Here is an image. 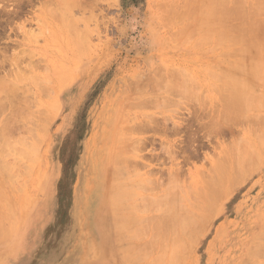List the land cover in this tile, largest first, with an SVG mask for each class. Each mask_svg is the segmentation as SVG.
Segmentation results:
<instances>
[{"label": "rangeland", "instance_id": "374dc122", "mask_svg": "<svg viewBox=\"0 0 264 264\" xmlns=\"http://www.w3.org/2000/svg\"><path fill=\"white\" fill-rule=\"evenodd\" d=\"M14 1L0 0V9L2 6L6 7L0 10V50L3 51L0 52V73H3V70L6 72L10 70L11 74V76L6 75L5 72L3 74L5 75V79H9L6 80L10 81L8 82L10 85L7 83H5L7 86L3 84L7 81H4L1 85L8 88L0 86V108L2 106L0 109V127L1 125L5 127L4 129L2 127L0 129V139L2 140L0 142V151L6 152V157L4 158L6 160H2L5 154H3L4 156L0 155V264H134L133 262L135 264L138 262V264H142V262L145 264L149 259V263L151 264L154 261V259H151L153 258L151 256L141 260V263L139 260L133 261L132 259V262L128 261L129 259L127 262L126 259L121 257L118 250L116 251L119 248L118 246H120L118 245V240H114L113 236H111V240L108 239V233H112L115 229L112 222H109L111 216L107 212L108 208L105 204L106 199L104 198H107L108 195L106 191V194L103 192L109 183V181L107 182L109 175L106 178L107 172H104L103 175L100 174V176L96 174L97 161L95 159H98L99 155L103 157V148L112 134L111 125L116 115L119 116L122 112L125 113L127 109L128 113H130L129 107L126 108L131 101L130 98L136 97V93L138 98L142 96L146 97L147 94L146 92L144 93L145 89L148 91L149 87H151L150 89L152 90L153 86H150L151 84L146 82L149 84V87H147L143 79L144 77L145 80L149 79L147 81L154 83L156 79L167 82V80L175 81L173 79L175 75L176 77L181 75L182 77H178L181 80H183V76L185 78L187 76L188 80L193 81L194 88L196 86L195 94L202 96H197V98L199 97V100H203V97L207 98L203 100L205 104L208 102V108L204 104L205 108L208 111L213 110V108L219 109L222 96L220 95L222 94L220 91L223 90L224 86L221 85L225 84L224 81L221 82L220 76L223 70L233 62H239L240 59L242 61V56L245 57L244 59L247 58L246 54L241 55V49L244 45L247 50L253 47L254 51L252 48L251 51L249 50L250 52L253 51V54L256 52L255 49L260 51L259 49L261 48L259 46L262 47L264 45L263 27L259 23L250 25L249 22H246L250 17V9H252V5L257 0H237V4L240 2H244L242 3L243 5L246 4L244 6L239 4V9L243 8L245 10L246 6V11L250 10L248 11L249 14L240 9L244 13H237L234 14L235 16L225 19L224 22L227 20L225 24H222L218 15L216 17L213 16L216 9L211 5L210 7L203 8L200 3L201 0H80V4L83 7L82 5L80 7L76 6L80 5L78 3L79 0H52L53 3L48 0L52 5L46 2L47 0L40 1L42 4L39 0H31L30 2L29 0ZM16 1L18 3L21 2V4H18ZM67 1H72L70 5H72L73 13L69 10L71 7L68 5L69 2L67 4ZM262 1H259L260 4ZM260 4L256 3V7L258 5L263 8L264 4ZM57 5L59 9H62H57ZM46 7H49V9L47 10ZM84 7L86 8L83 9ZM16 8L19 11L15 10ZM70 14H72V18ZM76 14L81 17H77L78 15L76 16ZM82 14L84 17L87 16L86 19H84ZM89 14L90 16H88ZM211 17L216 19L210 22L207 21ZM63 18H68V20ZM72 21L74 25L76 24L75 22H78L76 26L72 24L73 27H76L74 30L71 27ZM240 21L242 22L240 23ZM77 26H79V29ZM82 35H85L86 39L85 37L82 38ZM234 36L243 37H240V41L235 42ZM256 38L258 41L252 45L250 44V47L249 42L252 43V40L255 42ZM74 42L76 43L74 44ZM257 43L262 44L257 45L259 49L256 46ZM80 48L81 50L78 51ZM262 48L264 49V47ZM20 49L25 50V53L22 50L21 54V51H18ZM233 49L234 52L232 51ZM263 49L261 50L264 53ZM15 52L21 54H19V58L21 56L20 60L16 55L17 57L15 58L18 60L16 63L24 58V61L22 60V63H19L23 64V67L18 63L17 67L14 66V62L13 64L11 63L15 58L12 57V60L9 57L10 55H15ZM4 54L7 56L5 57ZM22 55L25 57H22ZM3 61L4 65L1 64ZM29 62L30 64H28ZM246 65L249 66L248 63ZM1 66H4V68ZM13 67L18 68L19 71L16 69L12 71L14 70ZM154 68L163 70L165 77L170 76V79L168 77L165 78L161 74L162 72L158 70L163 77L159 76L158 71L154 70V73L156 72V75L159 76L158 78L153 73L152 69ZM20 69L26 70L27 74H24L26 72L22 73L23 70ZM166 69L167 71L173 70V72L167 73ZM13 72L18 74L16 75ZM148 72L150 77H148ZM152 73L154 77L151 76ZM59 74L61 76H58ZM261 74L264 76V68L261 70ZM155 76L157 78L152 79ZM41 78L45 79L42 80ZM135 78L140 79V81L137 82ZM178 78L176 79L178 80ZM28 79L29 81H27ZM254 81L255 83L259 82L256 79ZM135 82L141 86L138 89L139 92H136V88L139 86H136V84H134L136 87L132 85ZM142 82L146 85H141ZM260 82L258 83L259 85L257 84L258 87L256 84L254 87L260 96H264V79ZM196 83L199 87H197ZM25 84H28V86ZM131 86L134 87L135 92H131L133 90ZM142 86H146L147 88L143 89ZM25 88H27L28 92ZM197 88L199 93L197 92ZM140 90H143L144 94ZM151 90L147 93L153 96L156 89ZM161 90L162 87L159 91L160 93L163 92ZM163 90L165 91L164 88ZM15 92H18V94ZM257 92L255 94L256 97L258 96ZM167 93L165 92V97L171 96ZM23 96L26 98L24 97V99ZM173 97L177 99L176 94ZM194 97V100L200 105L198 102L202 100L198 101L196 96ZM255 99L259 100V98ZM24 100H27L26 104ZM188 101L189 104L193 103V100L192 103L190 100ZM262 101L264 99H260L259 102L261 103L259 105L258 101L256 102L257 104L255 103L256 108L257 106L259 108L261 106V110L259 108L256 110L255 106L247 108L250 112H246L250 117L255 112V115L264 112V102ZM196 102L195 104L193 103L194 107ZM214 103L216 106H213ZM187 104L184 103L181 107L177 106L176 110L180 113L175 114L177 115L176 119L183 120L184 118L191 117L190 112L191 110L193 111V104L192 106L188 105L191 108H189L190 110L188 106L186 107ZM204 105L203 107L198 106V108L202 107L201 109L203 110ZM18 106L21 107L18 108ZM172 106H167L169 108L168 112L164 111L167 114L174 113L176 110L170 112L171 108H173ZM121 108H125V110ZM37 109L38 111H36ZM151 110L154 111L156 109L152 108ZM17 111H20L19 113L22 115ZM27 114L29 119L26 118ZM237 122L231 125L234 130L233 137H230L231 133L228 130L224 134L226 135V139H222H225V144L229 143L232 139L236 142V139H238V142H240L239 137L242 136L244 138L246 135L245 133H247L248 129L246 130L247 127L245 128V126L248 124L245 123V125L243 124L244 122L242 124L241 122ZM42 123L45 125L43 126ZM40 126L45 129L41 127L42 130H40ZM249 127L250 125H248ZM184 136L185 132H180L176 135H170L168 140H171L172 143H178ZM8 137L9 142L6 140ZM157 139V144L154 147L156 149L155 153H160L159 159H151L147 151L141 152L143 154L147 152L148 161L152 165H155V175H151V177L159 183L161 180L164 183L162 184L163 187L160 186L153 191L155 197L161 196L160 194L162 193L165 194L164 190H171L165 188L169 184L165 183L168 182L169 178L167 172L172 167L171 162L163 158V146L161 147L160 144L161 138L157 137ZM244 139L246 140V137ZM37 140H41V143L36 142ZM218 140L214 139L209 143L205 139L203 151L209 154V158H205L204 154H202L200 158L192 159L191 163L188 162V165H184L181 183H178L181 178H177L178 184H176L179 186L175 184L177 192L179 188H184L185 191L189 190V192H194L197 188L199 190V186L202 188L201 183L196 184L194 179L196 178L200 182L199 180L202 177L205 176L204 178L206 179L210 175L208 169L211 167L212 161H216L219 158L218 148L221 141L219 142ZM30 145L33 146L29 147ZM8 146H11V148L8 149ZM12 146L16 148H12ZM20 147L25 151L20 149ZM12 149L17 151L14 150L16 154ZM26 151L34 159L30 158V156L26 157ZM20 152H22V156ZM6 161L12 163L9 164ZM3 163L9 167L10 165H14L13 167L11 166L10 170L5 169L7 167ZM26 166L27 169L24 168ZM198 167L200 168L198 170L201 171H196ZM204 168H208L206 170L208 171L207 175ZM146 169L143 168L140 171L144 172ZM8 170H10V173ZM15 172L18 174L16 175ZM8 176L9 178H7ZM240 178H243V180H239ZM240 178L237 179V181L239 180L237 186L235 185L236 180L233 182V189L229 188L231 190L230 192L227 190L228 194H226V191L223 192L225 194H222L221 201L219 200L213 207L212 212L210 211L211 214L205 222L206 225H204V228L197 235L198 238L187 244L180 264H264V237L261 239L264 236V230L262 231V227L264 229V154L260 162L255 164V167L248 172L247 176ZM25 179L28 180L25 181ZM174 182H170V184L173 185ZM184 184L188 185L187 190ZM181 185L184 187H181ZM102 187L103 189L100 191L99 188ZM163 188L164 190H162ZM175 191L172 189V192L175 193ZM179 191L180 193L182 192L180 189ZM149 192L142 190L141 195L135 197L139 199V196H147L150 194ZM180 193L176 194L178 196H176L177 199ZM182 193L180 195L183 197L185 194L183 195ZM190 194L192 193L190 192ZM173 196L175 195L173 194ZM183 201H185V204L187 203V207V200L184 198ZM99 202L101 204H98ZM96 205L97 207H95ZM101 205L104 208H100ZM177 205L180 204L177 203ZM148 208L153 209L155 212L152 210L151 213L144 214L145 220H149L152 215L156 216L160 212H156L158 211L155 210L157 207L154 209V206H149ZM5 228L6 230L3 233L2 230ZM256 232L259 233L260 238L257 237L258 234ZM253 236L258 238L260 242L259 246H256L258 244L256 242L258 241ZM147 238L144 240L147 241ZM112 242L115 244L113 243L112 245ZM252 244H254V247H252ZM256 248L263 250V253L261 252L262 255L257 256L259 253L254 257L255 253L253 252ZM252 259L255 260L252 261Z\"/></svg>", "mask_w": 264, "mask_h": 264}, {"label": "bare ground", "instance_id": "6f19581e", "mask_svg": "<svg viewBox=\"0 0 264 264\" xmlns=\"http://www.w3.org/2000/svg\"><path fill=\"white\" fill-rule=\"evenodd\" d=\"M6 1H10V0H6ZM30 1L31 0H29V2ZM40 1H42V0H39V2ZM50 1H51V3H53L52 0H50ZM50 1L47 0L46 2H49L50 3ZM63 1H65V0H63ZM69 1H67V4H68ZM236 1L237 0H228V1H226V0H223V1L222 0H201L200 3H201V6L203 8L210 7V5L212 7H214L216 10L214 11V15L213 16L216 17L218 15L220 17V20H221L222 24L223 23L225 24V22L227 21L226 20L224 22L225 19H227V18H229L231 16H235L234 14H237V13L238 14L239 13H244L242 10H240V9H243V8H240L239 9V6H240L239 4H241V6H244L246 4L243 5L242 3H244V2H242V3L240 2V3L237 4ZM257 1H256V3L257 4L258 3L260 4L259 1H261V0H259L258 2ZM263 1H262L261 4H264ZM70 3H72V1L69 2L68 5H70ZM78 3L80 4V0L78 1ZM256 3H254V5H252V7L249 4V6L252 8V9H250L251 11L248 10V11H250L249 12L250 14L248 13V11H246L247 10L246 9V6H245V10L243 9L244 11H246L245 13H247V14L250 15V17L248 15V17H249L248 21H246V20L245 21L247 23L249 22L250 25L259 23V25H261V27H263V29H264V5H263V8H262V6H258V5L256 7ZM18 4H21V2L18 3ZM56 4H57V2H56ZM56 4H54V5L56 6ZM54 5H53V7H55ZM61 5H63V4H61ZM81 5L82 4L76 5V6L80 7ZM237 5H238V7H237ZM17 6H19V5H17ZM30 6H31V3H30ZM71 6L72 5H70V7ZM7 7H8V5H7ZM49 7H46L47 10L49 9ZM57 7H58V5H57ZM82 7H83V5H82ZM247 7H248V4H247ZM2 8L5 9L6 7L4 8V6H2L1 9ZM65 8H66V6H65ZM65 8H63V9H65ZM85 8L86 7H84L83 9H85ZM50 9H51V7H50ZM57 9H59V7ZM60 9H62V8H60ZM248 9H249V7H248ZM13 10H14V8H13ZM13 10H11V11H13ZM15 10H17V8ZM53 10L57 11L56 9H53ZM69 10L72 11V13H73L72 7ZM17 11H19V10H17ZM66 11H68V10H66ZM52 12H50V13H52ZM61 12H63V11H61ZM55 13H57V12H55ZM69 13H71V12H69ZM64 14H65V12H64ZM90 14L88 16H90ZM77 15L78 14H76V16ZM71 16H72V14H70V17ZM91 16L93 17V15H91ZM246 16H245V18H246ZM77 17H81V16L78 15ZM83 17H84V15H83ZM86 17H84V19H86ZM212 18L213 17L209 18L207 21L210 22L211 20H215L216 19V18H213V19ZM63 19H67L68 20V18H63ZM242 19H244V18H242ZM61 20H62V18H61ZM229 20H231V19H229ZM234 20H236V19H234ZM237 20H239V19H237ZM25 21H24V23H25ZM78 22H79V19H78ZM78 22H75V23L77 24ZM241 22L242 21H240V23ZM58 24H59V22H58ZM72 24L74 25L73 21L71 22V27H72V30H74V28H76V27H73ZM76 24L74 26H76ZM243 26H244V24H243ZM77 27L79 29V26H77ZM247 28H249V27L247 26ZM240 29H242V28H240ZM86 36H88V35H86ZM83 37H85V35H82V38ZM240 37H243V36H240ZM240 37L234 36L235 42L240 41ZM72 39H73V37H72ZM81 39H80V41H81ZM85 39H86V37H85ZM252 39H254V38H252ZM76 40H78V39H76ZM241 40H243V39H241ZM257 41H258L257 38L255 39V42H253V40H252V43L249 42V46L251 47V45L254 44V43H256ZM75 43L76 42H74V44ZM83 43H85V42H83ZM245 43H247V42H245ZM246 45H248V44H246ZM257 45H262V44H258L257 43L256 46ZM244 47H245V45L243 46V48L241 47L242 48L241 49V55L242 54H246L247 55V58L244 59L245 57L242 56V61H240L241 60L240 59L239 62H236V63L233 62L234 64L231 63L232 62L231 61L230 62L231 63L230 66H227L223 70L222 74L220 75L221 76V79H222L221 82L224 81L226 85L221 83L222 84L221 86H223V85L224 86H223V90L220 91V92H222V94H220L222 96H221V99H220L221 103H220V108L219 109L216 110L215 108H213V110H210L209 109L210 111H208V109H206V108H208L207 107L208 102H207V104H205L203 102V100L205 99L204 97H203V100L200 98L202 101L198 99L201 95L199 96V95L195 94L196 92H194V91L196 90V86L194 88V85H193L194 83H192L193 81L191 82V80H188L187 79V76H186V78L183 76V78H182L183 80H181V78L180 79L178 78V77H182L180 74H179L180 76L177 75L178 77H176V75L174 74L175 77L178 78V80L173 76V79L175 81H170V80L168 81L167 79L170 76L169 77L166 76V77H168L166 79L167 82H163V81H159L158 79H156L157 78L156 76H158V75L161 76L160 75L161 72H162L161 74L165 77V75L163 74V70L161 71V70L158 69L159 71H161V72H159L156 68H154V69H152L153 70V73H154V70L155 71L157 70L158 73H159V74L157 73L158 75H156V72L157 71L154 73L156 75L155 78H153L154 77V74L153 73L151 74V76H153L152 79H156V81H154V83H150L149 81H147V80H149L147 78H146L147 80H145V77L143 78L144 81H145V83L148 82L149 84H151L150 86H153V88L151 90L150 89L151 87H149V84L146 83L147 84V87H149V90L153 91L154 89H156L155 92H154V94L152 92V94H153L154 97L152 95L151 96L148 95L149 93H147V92H150V91L149 90L147 91L145 89V88H147L146 86L143 87L146 84L144 82H142L143 83V84L141 83V85H143L142 88L145 89L144 93L146 92V94H147L148 97L147 96L146 97H143L142 96V97H139L138 98L137 93H136V97L133 96L132 98H130L131 101L132 100H134V101H132V102L130 101V103H128V105L126 103V105H127L126 108L129 107L130 113H128V111H127L128 109H127L125 113L122 112V114L119 115L120 117L116 115L115 120H113L112 125H111L112 131L110 130L112 134H111L109 140H107L106 146L103 148V151H104L102 153L103 154V157H101V155H99L98 156V159H95L97 161V164H96V174L98 176H100V174L103 175L104 172H107L106 178L109 175L108 176V179L109 180H107V182L109 181V183H108V185H106V188L103 190V192L105 194L107 192V195H108L107 198H104V199H106L105 204L107 205V208H108L107 212H109L110 213V216H111L110 220H112V221L109 220V222H112V225H114L115 229H114V231L112 233H110V234L108 233V239L111 240L110 238H111V236H113L114 240H118V243H119L118 245H120V246H118L119 248L117 247L118 249H116V251L118 250V252L121 255V257H123V259H126V261L128 259H129L128 261H131V262H132V260L133 261L134 260H137V261L139 260L140 263H141V260H143L146 257L151 256V257H153L151 259H154V261L151 264H180V261L182 260L181 258H183V255L185 254L184 252L186 251L187 244L189 242H191V241L196 240V238H198L197 235L199 234L200 230L204 228V225H206L205 222L208 220V217L211 214L213 207L217 204V202L219 200L221 201L220 198H221L222 194H225L223 192L224 191L227 192V190H229V192H230V190L233 189L232 188L233 182L236 180V182H235L236 184L235 185L237 186V184H238L237 182L239 180H241V179L243 180V178H240V177H243V176L246 177L247 174H248V172L250 170H252L253 167H255V164L258 163V162H260L261 157L264 154V112L262 114H260L261 113L260 112L258 115H255L256 114V112H255V114H253V116L251 115V117H250V115H248L247 112H250V111H248V109H249L248 107L249 106L251 108L255 106V108H256V104L258 103V105H259L261 103V102H259L260 99L261 100L264 99V96L263 95L260 96V94L257 92V89L254 87L255 84L257 86V84L260 81L262 82V80L264 79L263 78L264 76H262V74H261V70H263V68H264V53H263V51L261 49H263L262 47H264V45L262 47L259 46L261 49H259L258 46H257V48L260 51H262V52L257 51V49H255V51H256L255 54L252 53L254 51L253 50L254 49L253 47H251L252 50H253L252 52H250L251 51V48H249V50H250L249 51V50L246 49V47L245 48ZM6 49H5V51H6ZM23 49H20L18 51L19 52L21 51V54H22L23 51L25 53V50H23ZM243 49H245V50H243ZM79 50H81V48L78 49V51ZM1 51L2 50H0V52ZM232 51L234 52V49ZM9 52H8V54H9ZM24 53H23V55H24ZM27 53H26V55H27ZM19 54L20 53L17 54L15 52V55H12V56L10 55L9 58L12 59V60H13L12 57L15 58V57L18 56V58H19ZM234 54H236V53H234ZM23 55H22V57H25ZM2 56H3V54H2ZM4 56H5V54H4ZM28 56H30V55H28ZM20 58H21V56H20ZM20 58H19V60H20ZM23 59L24 58H22V60ZM4 60H6V59H4ZM8 61H9V59H8ZM16 61H18L17 58H15L14 61H12L11 63L13 64V62H14V66H16L17 63L19 64L21 62V61H19V62L16 63ZM3 63H4V61L1 62L2 65H4ZM247 63L249 64V66L246 65ZM28 64H30V62ZM19 65L20 66L22 65V67H23V64H19ZM6 66H7V64H6ZM1 67L4 68V66H1ZM28 67H30V66H28ZM217 68H219V67L217 66ZM15 69L16 68H14V70H12V69L11 70L12 71H15ZM25 69H26V67H25ZM167 69H166V71H167ZM16 70L19 71L18 68ZM20 70H23V69H20ZM9 71L6 72V71L3 70L2 71L3 73H0V79L3 80V81L0 80V86L2 88H5L7 86L5 83L8 84V82H10V81H7L9 79L6 78L7 79L6 80L4 78L5 75H3L4 72H5L6 75L8 74V76L9 75L11 76V74H10ZM23 72H26V70L25 71L23 70L22 73ZM168 72H171L172 73L173 70H171V71L169 70V71H167V73ZM174 73H176V72H174ZM17 74L18 73H16V75ZM24 74H27V72L24 73ZM147 74H149V72ZM69 75H70V73H69ZM69 75H67V76H69ZM30 76H32V75H30ZM58 76H61V75L59 74ZM159 76H158V78H159ZM163 76H161V77H163ZM148 77H150V74H149ZM59 78H61V77H59ZM165 78H163V79H165ZM44 79L45 78H43L42 80H44ZM135 79L138 82V81H140L141 78L139 80L137 78H135ZM143 79H141V80H143ZM255 79L257 81H259V82L256 81L257 83H255V81H254ZM21 80H19V81L21 82ZM68 80H70V79H68ZM4 81H7V82H4ZM27 81H29V79ZM137 82L133 83L132 85L135 86L134 84H136V86H137L138 85ZM2 83L5 84L6 86L3 87V85H1ZM46 83H45V85H46ZM38 84H40V83H38ZM139 84H140V82H139ZM218 84L220 85V83H218ZM8 85H10V83ZM35 85H37V84H35ZM18 86H20V85H18ZM26 86H28V84ZM37 86H39V85H37ZM140 87L141 86H139V87L136 88V92L137 91L139 92L138 89ZM161 87H162V90L161 91H163L164 93L163 92H161V93L159 92L160 89H161ZM197 87H199L198 84H197ZM6 88H8V87H6ZM17 88H19V87H17ZM128 88H130V87H128ZM133 88L134 87L131 86V89H133ZM163 88L165 89V91L163 90ZM25 89L27 90V88H25ZM25 89H24V91H25ZM47 89H49V88H47ZM134 90L135 89H133L131 92H133ZM198 91L199 90L197 88V92ZM27 92H28V90H27ZM125 92H126V90H125ZM141 92L143 93V90ZM165 92L166 93L168 92L167 94H170L171 96L168 95L167 97H165V95H164ZM256 92L258 93V96L257 97L255 95ZM3 94H4V92H3ZM16 94H18V92ZM27 94H29V93H27ZM174 94L177 95V99L178 100L173 97ZM52 95L54 96V94H52ZM129 95H131V94H129ZM193 96H196V99H198V101H201L202 104H201V102H198V103H200V105L197 104V102L194 100L195 97L193 98ZM197 96H199V97L197 98ZM24 97L25 96H23V98ZM29 97H31V96H29ZM255 98H259V100L255 99ZM0 99H1V97H0ZM27 100L26 101L24 100L25 101V104H26ZM188 100H190L191 103H192V100H193V103L194 104L196 102L195 107H194V104L192 103L193 104V111L191 110V112H190L191 117L190 118H186V119L185 118L184 119L182 118L183 120L176 119V116L177 115H175V114H179L180 113L176 109L178 107H181L184 103L187 104L189 102ZM11 101H12V99H11ZM17 101H19V100H17ZM125 101H126V99H125ZM215 102H216V100H215ZM262 102H264V101H262ZM29 103H31V102H29ZM192 104H189L188 103L186 105V107L188 105L192 106ZM204 104L206 105V108H205V105ZM12 105H14V104H12ZM27 105H28V103H27ZM170 105H173L172 106L173 108H174V106H176V108H174V109L170 107L171 108V111L170 112H174V110H176V111L174 113L167 114L165 111L168 112V110H169L168 107ZM203 105H204V108H203L204 111L201 109L203 107ZM214 105H215V103L213 104V106ZM190 106H188V109L190 108ZM198 106H202L200 108L201 110L198 108ZM217 106L219 107V105H217ZM20 107L21 106H18V108H20ZM22 107H24V106L22 105ZM33 107H35V106H33ZM166 107H167V110H166ZM1 108H2V106H1ZM131 108H133V109H131ZM152 108L153 109L155 108L156 110L152 111L151 110ZM158 108H160V109H158ZM161 108H163V109H161ZM257 108H259V106H257ZM257 108H256V110H258ZM260 108H261V106H260ZM260 108H259V110H261ZM38 109L36 111H38ZM123 109L125 110V108H123ZM30 110H32V109H30ZM148 110H150V111H148ZM16 113H14V114H16ZM47 113H48V111H47ZM9 114H11V113H9ZM19 114L22 115L21 113H19ZM6 115H7V113H6ZM14 116H16V115H14ZM54 116H55V114H54ZM34 117H36V116H34ZM26 118H28V114H27ZM48 119H49V117H48ZM24 120H25V118H24ZM28 122H29V120H28ZM234 122H237V123L241 122V124L244 122L243 124L247 123L248 125H250V127L248 128V125L245 124L246 125L245 128L247 127L246 130L248 129L247 133H248L249 136L247 135V133H245L246 135L244 136V138L246 137V140L241 136L243 138L242 139L243 142L241 141V137H239V139H240L239 141L240 142H238V139H236L237 142L234 139H232V140L229 141V143L225 144L224 141L226 139L225 138L226 135H224V134L227 133L226 132L227 130L231 133V134L229 133L231 135L230 137H233L234 130L232 129V126L231 125ZM185 123H186V125H185ZM8 124H9V122H8ZM44 125L45 124H43V126ZM2 126L3 125H1V127ZM1 127H0V129H1ZM41 127L42 126H40V128ZM2 128L4 129L5 127H2ZM42 128H44V127H42ZM42 128L40 130H42ZM4 132H6V131H4ZM4 132H2V133H4ZM180 132H185V136H184V138L182 140L180 139V141L178 143H174V142L172 143L171 140H168L170 135H176V134H178ZM32 134H34V133H32ZM149 134L150 135L152 134V135L150 136ZM5 136H6V134H5ZM219 136L221 137V139H220ZM157 137L161 138L160 139L161 140L160 141V144H161V147L163 146L162 147V155H163V158H165V160H169L171 162V164H172V167H170V169L167 172L169 174V175L167 174L169 178L166 175V177L168 178V182H166L165 184H167V183L170 184V182H173V181H175V182L173 183L174 186L172 184H170L171 186L169 184H167L168 187H165V188H167V190L168 189H171V190L166 191L163 188L162 190H164L165 194L162 193V194H164L163 196H162V194H160L161 196H158L157 195L158 197H155L153 191H155L156 188H159L160 186H162V184H164V183L161 180L162 183L160 182L161 183L160 184L156 179H153L151 177V175H155V172H154L155 171V168H154L155 165H152L148 161V159H147L148 158V155L146 153L149 152V154H150L149 157H151V159H154V158H158L159 159L160 153H155L156 149L154 147V145L157 144V141H158ZM31 138H33V137H31ZM222 138H225V139H222ZM205 139L207 140V142L209 141V143H211L214 139H219L218 140L219 142L221 141L220 147L218 148L219 149L218 150L219 151V158L216 161L213 160L212 163H211V167L210 168L208 167L209 169L207 168L209 170V172H210V175H208V177L206 179L204 178L205 176L202 177V179L204 178L203 180L202 179L199 180L200 182L197 181L198 179L197 180H196V178L194 179V181H195L196 184L197 183H201V185H202V188L199 186V190H198V188L197 189L195 188L196 189V190H194L195 193L193 191H190L192 193V194H190L189 190H187L188 189L187 188L188 185H186V184H184V185H185L187 191H185L184 188L181 189V188L178 187L181 191L184 190V191H182L183 193L182 192L181 193L183 195L185 194L183 197L188 202V205L186 207V204L187 203L185 204V201H183L184 198L182 197V195H180L181 193H180L179 189H178V192L180 193L179 194V198L178 199L176 198V196H177L176 194L178 193L176 186H179L177 184L178 183H181V180L183 178L182 172H184L183 169H184V165L185 164H187L188 162L191 163L190 161L192 159L200 158V156L202 154H204V157L205 158H207V157L209 158V154L203 151V148L205 147ZM6 140L8 141L9 140V137ZM31 140H29V141H31ZM0 142H2L1 139H0ZM13 142H15V141H13ZM18 142H20V141H18ZM36 142L41 143V140H39V141L37 140ZM219 142H218V145H219ZM17 144H19V143H17ZM8 145H10V144H8ZM25 145H28V144H25ZM31 146H33V145H30L29 147H31ZM38 147H39V145H38ZM9 148H11V146H8V149ZM12 148H16V147H13L12 146ZM33 148H35V147H33ZM214 148H216V147H214ZM20 149H23V148L20 147ZM143 151H147V152H144V154H143V153H141ZM2 152H4V151H0V153H1L0 155H3V154L6 153V152H4V153H2ZM16 152H15V154H16ZM8 153H10V152H8ZM25 153H26V155H25ZM25 153H24V155L26 157L27 156L28 157L30 156L29 154H27V151ZM21 154H22V152H20V155ZM40 155H38V156H40ZM25 156H23V158ZM5 157H6V154H5V156L3 157L2 160H6V159H4ZM7 157H8V155H7ZM26 157L24 159H26ZM1 158H2V156H1ZM30 158H32V157L30 156ZM32 159H34V157ZM36 160H37V158H36ZM18 161H20V160L18 159ZM0 162H1V160H0ZM3 162H5V161H3ZM6 162L9 163L8 161H6ZM11 163H9V164H11ZM23 164H26V163H23ZM3 165L5 167H7L5 169H10L11 170V168L13 167L14 164L13 165H10V167L8 165H5V163H3ZM17 167H18V165H17ZM24 168L27 169V166L24 167ZM139 168H141V169L147 168V169L144 172H142V171H140L141 169H139ZM198 169H200V168L198 167L196 171H201V170H198ZM207 169L204 168V170L206 172L205 173L206 175H207V172H208V171H206ZM10 170H8L9 173H10ZM12 170L15 171L14 169H12ZM28 171H30V170H28ZM20 172H19V174L22 173V172L21 173ZM9 173H8V175H9ZM23 173H25V172H23ZM15 174H16V172H15ZM183 175H184V173H183ZM7 178H9V176ZM14 178H16V177H14ZM18 178H19V176H18ZM177 178L178 179L181 178L179 180L180 182L178 181ZM238 178H240V179L237 181ZM10 179H12V178H10ZM27 180L25 179V181H27ZM117 181H119L120 183L117 182ZM177 181H178V183H177ZM190 183H188V184L190 185ZM24 184H26V183L24 182ZM175 184H176V186H175ZM18 185H19V182H18ZM182 186L183 185H181V187ZM171 187H173V188H171ZM190 187L192 188V186H190ZM190 187H189V189L191 190ZM196 187H198V186H196ZM233 187H235V186H233ZM229 188H231V189H229ZM99 189L101 191V189H103V187L102 188H99ZM172 189H173V191L176 190L175 193L172 192ZM142 190L145 191V192H149L150 191L149 193L152 194V195H150V194L147 195L146 194L147 196H144V197L143 196L142 197L139 196L140 198L137 199L135 196L141 195V191ZM173 194L175 196H173ZM226 194H228V192ZM107 195H105V196H107ZM177 201H180L181 203L180 202H177ZM177 203L180 204V205H177ZM98 204H101V203L99 202ZM149 206H152V207L154 206V209L157 207V209H155V210H158V211H156V212H159V211L160 212H159V214H156V216H153L152 215L150 219L148 218L149 220H147V219L145 220L144 218H146V217L144 216V214L151 213L152 210H153V209H149L148 208ZM184 206H185V208H184ZM95 207H97V205ZM100 208H104V207L101 205ZM103 228H104V226H103ZM0 230H1V228H0ZM4 230H6V228L2 230L3 233H4ZM263 230L264 229L262 227V231ZM104 231H105V229H104ZM256 234H258L257 237H259V233L256 232ZM263 234H264V232H263ZM0 235H1V233H0ZM3 235H7V234H3ZM146 237H148L147 238L148 239L147 241L144 240ZM253 237H255V236H253ZM263 237L264 236H262L261 239H263ZM131 239H133V240H131ZM252 239H254V238H252ZM256 239L258 241V238L255 237V240ZM253 241H251V242L253 243ZM260 241H262V240H260ZM113 243L114 242H112V245H113ZM254 243H255V241H254ZM256 243H258L256 246H259L260 245L259 244L260 243L259 241L256 242ZM262 243H263V241H262ZM252 245H253L252 247H254V244H252ZM112 248H113V246H112ZM249 248H251V247H249ZM261 249H262V246H261ZM261 249L260 248H256V250L253 252V253H255L254 257L256 256V254H259V253L260 254L257 255V256L262 255L263 250H261ZM250 259H251V257H250ZM255 259H252V261L255 260ZM149 260L145 264L149 263ZM133 263L135 264V262H133ZM142 264H143V262H142ZM259 264H263V263H259Z\"/></svg>", "mask_w": 264, "mask_h": 264}]
</instances>
